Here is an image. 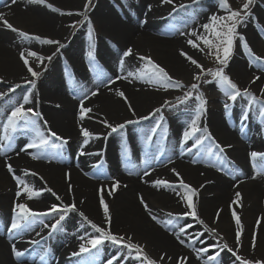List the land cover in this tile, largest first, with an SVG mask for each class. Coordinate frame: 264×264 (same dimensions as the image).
<instances>
[{
    "label": "bare ground",
    "instance_id": "bare-ground-1",
    "mask_svg": "<svg viewBox=\"0 0 264 264\" xmlns=\"http://www.w3.org/2000/svg\"><path fill=\"white\" fill-rule=\"evenodd\" d=\"M7 1L0 0V13H4L14 27L33 36L58 40L63 45L68 38L67 27L85 19L84 15L61 14L83 13L85 0H46L44 5L30 3L29 0H16L15 4L11 0L10 4ZM183 1L192 4V8L170 25L167 22L180 10L178 7ZM48 4L60 11H53ZM96 5L93 12H87L91 24H95L93 35L96 38L91 40L93 43L89 42L85 25L79 39L75 38L67 49L59 48V45L43 44L35 39H25L0 24V82L18 85L30 79L31 74L20 59L21 51H36L43 57L52 58L58 53L54 61L45 59L42 64L36 58L29 57L30 65L36 71L44 68L48 62L45 78L49 77L45 81L40 80L26 94L32 101L26 107H35L42 113L43 120L35 119L44 134L51 137L48 133L50 128L68 141L57 152L44 154L34 160L29 153L37 154L40 151L34 148L17 149L26 135L19 133L14 135L5 154L0 155V264H19L11 252L13 243L24 252L26 264H78L84 258L91 259L88 260L90 264H107L112 259L108 255L109 250L102 251L95 256L97 258L83 253L72 255L79 252L75 241L79 228L98 234L83 219L81 212L97 225L109 227L100 205L101 195L109 205L112 218L110 229L114 234L131 235L135 241L146 245L159 256L167 253L172 260H165L171 263L176 264L178 257H188L187 264H202V260L210 254L204 253L197 259L195 250L200 249L201 243L212 236H220L229 243L235 241L233 211L243 224L241 244L247 245L244 251L264 256V172L258 168L254 170L249 158L251 151L264 152L263 116L258 117L259 113L253 110L243 111L235 106L223 109L212 103L201 115L198 125L201 129L206 127L215 141L225 147L223 153H219L209 139H205L201 146H194L196 137L184 141L183 133L189 129L196 116L194 107L183 114H171L165 120L163 118V121L160 119L157 124L159 126H153L156 128L155 133L148 126L141 127L137 133H131L129 128L132 123H126L130 120L140 121L146 115L156 118L159 113L153 115L155 109L161 108L162 111L167 100L174 96L173 92H168L169 88L148 84L137 78L147 65H140V57L150 56L175 80L188 82L196 67L181 56L180 51L198 60L195 48L187 43L188 39L197 38L181 33L195 30L204 34L201 25L210 23L209 17L212 15H220L217 13L219 8L210 7L211 10L206 11V6L193 3V0H174V5L162 4L161 0H116L115 4L110 0H97ZM252 21H264L263 13L255 10ZM255 32L252 22L241 28V35L249 45L258 40ZM236 46L238 59L231 66L230 72L235 79L247 82L256 93L264 96L261 93V89H264V73L253 70V64L241 57L243 46L240 40ZM128 48L133 50L132 55L124 57L123 53ZM259 48L264 54V45L261 44ZM89 51L93 53L91 59ZM118 54H121L120 59L116 57ZM121 60L124 61L123 65L120 64ZM257 76L260 78L253 83ZM69 88L73 89L75 97L70 95ZM97 88L98 94L92 96L90 93ZM9 90L0 91L5 94L0 97V125L11 111L6 113L5 109L8 106L5 100L10 96L7 95ZM118 91L124 92L127 101L117 95ZM76 96L80 99L77 100ZM80 100H84L85 107L92 109L82 121L79 120ZM245 113L247 119H243ZM104 120L113 126L125 124L127 131L122 132L118 128L114 133L102 123ZM81 127L94 134L88 138L87 145L83 143L85 138L81 134ZM249 129V137L246 136L244 141L240 134L244 135ZM116 133L120 134L121 139L110 143V136ZM203 135L202 132L197 133V136ZM149 136L151 139H148ZM57 143L62 144V141L57 140ZM210 146L214 155L207 156L206 149ZM8 164H11L14 173L8 171ZM173 169L180 173V177L175 175ZM92 173L98 174L100 179H94ZM13 175L41 193L39 197L24 203L34 211L46 212L53 204L63 206L75 202L76 210L68 213L64 220L71 227L62 222V226L69 230L60 232L58 237L55 234L49 236L43 225L39 232L33 230L23 237L15 232L10 233L8 229L14 215L13 207L16 203H23L20 201L21 196L16 195L22 191V186L17 185ZM253 175L255 179L251 178ZM180 178L198 190L193 202L199 220L204 222L201 224L198 219L187 216L192 220L193 229L184 233L175 227L167 230L161 216L162 213L182 214L189 211L182 199L186 193L179 187ZM158 179L170 182L172 187H154ZM115 181H119V185L112 195H108ZM49 188L52 192L47 190ZM237 191L242 197L239 200L235 196ZM140 197H143L157 220L151 218L149 211L141 204ZM48 217L51 219L47 224L51 225L58 214L53 213ZM37 224L35 221L34 227ZM213 228L216 229L215 233L209 231ZM194 229L200 231V234L191 235ZM254 233L256 246L253 249L251 241ZM176 235H180L189 246L181 245ZM33 240L39 243H30L31 247L24 251L27 242ZM39 252L40 255H46L43 261H40ZM128 262V259H120L114 261V264Z\"/></svg>",
    "mask_w": 264,
    "mask_h": 264
},
{
    "label": "snow or ice",
    "instance_id": "snow-or-ice-1",
    "mask_svg": "<svg viewBox=\"0 0 264 264\" xmlns=\"http://www.w3.org/2000/svg\"><path fill=\"white\" fill-rule=\"evenodd\" d=\"M12 4L16 3V0H11ZM30 3H39L41 5H44L46 3V0H29ZM197 0H193V3H196ZM162 4H172L174 5V0H161ZM255 3V0H244L242 6L240 9H233L231 7V4L229 0H218V6L220 9L224 10L227 14L224 16L220 15H212L209 17L210 23H205L201 25V28L204 30V34L198 33L197 31L193 30L190 33H181L186 34L189 36L196 37L197 39H188L187 43L195 49H199L200 51H203V48H201V44L206 46L209 49V55H214L215 60L217 64L220 66L217 68L216 71H212L211 69L205 70L203 65H201L196 59H194L192 56H189L187 53H185L183 50L180 51V55L185 57L186 60H188L192 65H194L197 69H200V72L194 75V79L199 81L201 79V76L207 72L208 75H211L213 77V80L217 82V84L220 87V90L224 92V94L228 97L229 100L235 101L237 97L241 95V90L237 83H235L231 77L226 74L225 69L228 66L229 60L233 54L234 45L237 39H239L242 42L243 48L247 51V53L255 60L261 61L264 63V57L257 56L253 53V50L251 49L249 43L247 42L246 38L241 35L238 32V28L242 26L245 21L251 16V6H253ZM92 4V0H86L84 11L83 13H61L66 15H84L85 19L88 21L89 25V38L91 39L93 36V28L91 24V20L87 17V12L89 10L90 5ZM50 9L53 11H60V9H56L53 7V5L48 4L47 5ZM181 8L187 7V5H180ZM151 9V6H149V10ZM175 10V9H174ZM79 23V22H76ZM0 24L3 25V27L10 29L13 32H18L20 36L24 37L25 39H35L43 44L48 45H59V48H63L64 45L60 43L58 40L50 39V38H42L39 35H30L27 32H24L9 22L5 16L4 13H0ZM72 27H75V24L72 25ZM199 41V43L197 42ZM59 48L57 51H59ZM215 49V52L212 50ZM132 49L128 48L126 51H124L123 56L128 57L132 55ZM89 58H93L92 51H89L88 53ZM29 57H34L36 60L40 61L42 64L45 59L51 60L52 57H43L36 51H21L20 52V59L23 61L24 65L27 68V71L31 74L32 77L38 78L41 75L40 71H36L33 69V67L30 65ZM141 60H145L147 62L146 68L142 70L140 74L137 75L138 79L143 80L145 83L148 84H160L165 89L167 88H184L185 85L183 82L179 80H175L168 71L162 67L160 64L156 63L150 56H141ZM120 64L123 65L124 61L121 60ZM102 75V74H100ZM129 75H133V73H129ZM99 78V76H98ZM124 78V77H120ZM260 77H255L252 81L253 83L255 80H258ZM206 83H211L212 81H205ZM27 83L31 84L32 88L36 87V80H29ZM19 87V85H17ZM191 90L197 91L199 89V84L193 83L191 84ZM99 89L97 88L95 91H92L90 94L92 96H95L98 94ZM193 91L186 92L184 95V98L182 102L190 99L193 97ZM261 93L264 94V89H261ZM243 94L251 97L253 100L256 99L255 94L252 93L249 89H244ZM3 93H0V97H2ZM117 95L120 97H123L127 101V97L125 96L123 91H118ZM85 99H87V95H85ZM178 100H181L180 97H177ZM195 100L199 101L195 111L196 116L195 119L191 121V125L188 130H186L183 133V139L185 142H187L189 139L196 137L195 139V145L194 146H201L204 144L205 139L212 140V143L214 144L215 148L219 150V153H223L225 151V147L221 146L218 142L215 141L214 137H212L211 132L205 127L201 129L198 125V121L201 118V115L204 114L206 111V105L207 100L205 99L204 93L199 92L195 97ZM32 101L30 100L28 95L23 96L22 102L17 104L16 106L12 107L10 114L6 116V121L0 125V128H2V134H0V155L5 154L6 147H10L11 142L14 138V134L17 133V131L20 130H28L34 133V136L30 143L26 145V149H39L41 150L37 154L29 153L32 156V159H40L44 150L47 148H60L63 146V144H67L68 141L64 139L63 137L59 136L56 132L52 131L50 128L48 129V133L51 137H54L58 141H62V144H55L50 143L49 139L45 136L44 132L41 131L40 126L37 124V121L35 118H39L43 120V115L39 111L35 109V107H26V105L31 104ZM167 103V102H166ZM59 107V105H57ZM129 109L131 110V104H128ZM92 111L91 108H87L84 106V100H80L79 104V120H84L88 113ZM161 108H156L153 115L155 113H160ZM133 114H135L133 112ZM261 115L264 116V111L261 112ZM161 120H163V116L160 117ZM142 119H148V117H143ZM243 119H247V114L245 113L243 116ZM45 124H47V121H44ZM107 127L111 128L113 132L117 131V129H123L125 127V124H120L117 126H113L107 122V120L102 121ZM126 123L131 124L134 123V121H127ZM158 127V126H157ZM82 136L84 139V145H87L88 138L92 137L94 134L90 132L88 129L81 127L80 129ZM152 133H155L156 128H153ZM204 133L203 136H197V133ZM148 139H151V136L148 137ZM7 142V144L5 143ZM227 147H231V145H228ZM206 155L212 156L214 155L212 147H208L206 149ZM217 157L219 159H223L222 157H219L218 154ZM250 161L252 162V167L254 170L257 168L260 169L261 172H264V152H258V151H251L249 153ZM8 171L10 173H14V169L12 168L11 164L7 165ZM177 177H180V173L177 172L175 169L172 170ZM148 173H145L147 175ZM32 175H36V173H32ZM13 178L16 180V183L18 186H22V191L17 192V197L21 196L22 194H26L28 199L37 198L41 195V193L37 190H34L32 187H29L25 181L20 179L19 177L13 175ZM235 178V177H233ZM252 179H255L256 176L253 175L251 177ZM179 187L185 190L186 195L182 197V199L185 200L186 206L189 209V211L182 213V214H173L168 213L169 216H176V215H182V216H192L195 219L199 220V217L197 215L196 210V204L193 202V197L197 196L198 190L194 187H191L185 181L183 178H180L179 181ZM119 185V181H115L112 190L108 192V195H112L113 191H115L116 187ZM154 187H163L168 188L172 187L171 183L165 180H156L154 182ZM49 192H52V189H47ZM69 191H71V185H69ZM103 191V189H101ZM53 195H56L53 193ZM235 196L237 200L241 199V193L237 191L235 193ZM56 198L59 200L60 197L56 196ZM83 202V201H82ZM140 202L144 206L146 210L149 211V215L153 220H157V217L152 215L150 210L148 209V205L145 203L143 197H140ZM235 203V201H233ZM100 205L103 210V214L105 217V223L109 225V227H101L94 223L93 221L89 220L84 213H80V215L83 217L85 221L95 230L98 235L92 236L88 238L84 243H81L79 246V252L73 253V256H78L81 253H88L92 249H98L100 245H102L105 241H111L113 244L121 245L123 248L128 250L129 256L137 261L140 262V264H163L165 259L172 260V257L167 256V253H163L159 259L152 258L147 250L146 245H143L137 241L134 240V238L131 235H117L114 234L110 229L111 224V213L109 209V205L105 202L103 195L100 196ZM76 205L75 202H73L70 205H63L58 206L56 204L51 205L48 211L46 212H37L32 210L28 207V205L24 203H16L13 207V218L11 221L10 228L8 231L19 233L23 235L26 232H29L33 230L36 218L38 217H44L51 215L53 213L58 214V218L55 220L54 223L51 225L44 224L43 226L45 228H50L51 231L49 232V236H51L53 233L60 231L62 227V222L65 220L68 213L75 211ZM219 217V212L217 213V218ZM232 217L235 221L236 225V234H235V242L239 246L241 245V236L244 231L243 224L241 222L240 217L237 215L235 211L232 212ZM159 222V221H157ZM172 221H169L171 223ZM201 224L204 222L202 220H199ZM259 224V221H257ZM187 227H190L187 226ZM205 228H207V225H205ZM209 231L215 233L216 229H209ZM180 232L184 233L186 232V227H181ZM39 235V233H37ZM83 239V237L81 238ZM177 241L184 245L185 247H188L189 244L185 242L184 239H181L180 235H176ZM32 244H38L39 242L36 240L31 241ZM252 247L253 249L256 246V236L255 233L252 236ZM90 246V247H89ZM225 248H227V245H224ZM196 256L197 259L201 258V255L204 253H207L209 251L208 248H200L196 249ZM228 251L232 252V249H228ZM11 252L14 257H16L18 260L24 255V252L17 249L16 245L13 243L11 246ZM236 256L237 261H241V257L239 255H236V253H233ZM220 255L219 252L215 253V255H209L206 259L202 260V264H213L214 261H216L217 257ZM41 261L44 260V256H41ZM120 257H113L110 259L107 264H114V261L120 260ZM188 257H178L176 260V264H187ZM241 264H253L252 261L244 260L241 261ZM255 264H264V261H255Z\"/></svg>",
    "mask_w": 264,
    "mask_h": 264
},
{
    "label": "rangeland",
    "instance_id": "rangeland-1",
    "mask_svg": "<svg viewBox=\"0 0 264 264\" xmlns=\"http://www.w3.org/2000/svg\"><path fill=\"white\" fill-rule=\"evenodd\" d=\"M111 2L114 1V4L116 3V0H110ZM96 2L97 0H92V4L89 7V11L91 10L93 12V10L96 8ZM231 7L233 9H240L244 0H229ZM6 3L10 4V0L7 1ZM86 3V0H85ZM197 3H200L204 6H206V11H209L211 9H209L210 7H218V0H197ZM180 5H187V7H183L181 8ZM179 5V11H177L173 16L171 20H169L167 23L173 24L175 23L176 19H178L181 15H184L185 13H187L192 7L190 4L187 3V1H183L181 4ZM208 8V9H207ZM213 9V8H212ZM255 10H260L261 13H263L264 15V0H255V3L253 6H251V16L245 21V23L240 26L238 28V32L241 34V28H243V26L248 23V22H252V24L255 26V34L257 35V41L253 42L252 44H250L251 49L253 50V53L257 56L260 57H264V54L261 52L260 50V46L261 44L264 45V21H252V17L254 15ZM174 11V10H173ZM217 13H220V16H224L227 13L220 9L218 10ZM144 17V16H141ZM145 18V17H144ZM79 22V23H76ZM75 23V27H72L73 24H70L67 28H68V38L67 40L64 42V49L69 48L73 43V40L75 38L79 39L81 30L83 29V27L85 25H87L86 27V31H87V35H89V25L88 23L85 24L87 21H85V19H80L78 21H76ZM92 28H93V32H95V24H92ZM16 34L18 32H15ZM95 35L92 36V38L90 39V43H93L91 40ZM195 40V39H194ZM197 42L199 43V41L197 40ZM239 43V39L236 40L235 45H234V50H233V54L229 60L228 66L225 69L226 74H228L231 79L238 84L240 90H241V95L239 97H237V99L235 101L229 100L228 97L224 94V92H222L220 90L219 85L217 84V82L215 80H213V77L211 75H208L207 72H205L202 76L201 79L199 81L194 79V75H196L197 73L200 72V69L195 70V73L193 75V77L188 80V82L183 83L185 85L184 88H169L168 92H173L174 96L171 97L170 99L167 100V103H165L162 111L157 115L156 118H153L152 115H146L144 117H148V119H141L140 121H136L134 123L131 124V128L130 132L131 133H137V131L140 130L141 127L144 126H148V128H153V126H159L157 124H159L158 122L160 121V117L163 116L164 120L167 116H171V114H180V113H184L186 111H189L191 109H196L199 101L195 100L194 97L199 93V92H203L205 99L207 100V105H206V109L212 105V103L214 105H217L220 108H231L232 106L238 107L240 108V110L243 111H256L257 113H259V116L261 115V112L264 111V96L259 95L258 93H256L253 88H251L250 86H248V83H244L243 81H239L237 79L234 78L233 74L230 72L231 71V66L237 61V46L236 44ZM201 48H203V51H200L199 49H195L197 52V58H198V62L203 65L204 69H211L212 71H216L218 67H220L216 60L214 55H209V49L204 46L203 44H201ZM65 51V50H64ZM213 52H215V49L212 50ZM61 54H59L60 56ZM58 53H55V56H53L52 61H54L55 58H57ZM62 57V56H61ZM117 58L120 59L121 54H118L116 56ZM241 57H243V59L246 62H249L251 64H253V70L255 71H259L261 73H264V63H262L261 61L255 60L253 58V56L249 55L247 53V51L243 48L242 49V54ZM66 59V58H65ZM45 61V60H44ZM73 61L70 60V63H72ZM73 64V63H72ZM147 64V62L145 60L141 61V66ZM48 66V62H46L44 64V68L38 70L41 72V75L38 78H34L30 75V79L29 80H36V84L40 81V80H44L47 79L48 77L45 78V70L47 69ZM24 83H20L18 84L19 87H17V85L15 84H9V83H5V82H0V91H7L11 88V91L9 90V92L7 93V95L9 94L10 96H8L5 100L6 104L8 105L5 109H6V113L8 110H11L12 107L16 106L17 104L21 103V99L23 98L22 96H25L26 94L29 93V91L31 90L32 86L31 84L27 83V81ZM205 81H212L211 83H206ZM193 83H197L199 84V89L197 91H193L191 90V84ZM249 89L252 93L255 94L256 99L253 100L251 97L243 94V90L244 89ZM20 90V93H19ZM69 93L70 95H72V97H75L73 94V89L69 88ZM189 91H193V97L182 102L184 95L186 92ZM18 92V93H15ZM24 94V95H23ZM77 97V96H76ZM177 97H180L181 100H178ZM80 98L77 97V100H79ZM196 112V111H195ZM264 117V116H263ZM143 118V117H142ZM163 121V120H162ZM249 122V121H248ZM164 125V124H163ZM163 127H166V125H164ZM251 129V128H250ZM250 129L245 133V130H243L242 132H244L245 134L242 135L240 134V132H237V134H240V137L245 141L247 139L246 136L249 137V131ZM256 129L252 130L251 132L253 133V131L255 132ZM127 131V127L122 129V132H126ZM23 134L26 133V135H24L23 139L21 140L20 144L18 145L19 147L17 149H25L26 145L28 143L31 142L34 133L28 130H20L17 131V133H15L14 135L17 134ZM115 133V132H114ZM112 134V133H111ZM45 136L49 139L50 143H57V140H55V138L53 137H48L46 134ZM110 143H112L113 141L117 142L119 139H121V136L119 133H116L112 136H110ZM123 139V138H122ZM7 144V142H5ZM35 149V148H34ZM60 148H47L46 150H44L43 154H47V153H53V152H57V150H59ZM35 150H39V149H35ZM41 151V150H39ZM87 152H90L87 149ZM48 160H50L49 158H47ZM52 159H56V158H52ZM67 165H69L68 163H66ZM97 165V163H96ZM111 166V165H110ZM105 169V167H104ZM106 170L108 171V168H106ZM93 174V178L94 179H100L99 175L96 173H92ZM21 202L25 203L28 202V198L26 194H22L21 198H20ZM162 218L163 221L165 222L164 226L167 228V230H171V229H177L180 230L181 227H186V231H190L193 229V225H192V220L191 218L187 217V216H169L168 213L163 215L162 213ZM187 217V218H185ZM51 218H49L48 216H44V217H38L36 218V221L38 222L37 226H35L33 228L34 231L39 232L40 231V227L44 224H47L49 222ZM169 221H172L171 223H169ZM63 224H67L69 227H71V225H69L67 222L63 221ZM62 224V225H63ZM190 227H187L189 226ZM37 227V228H36ZM175 227V228H174ZM31 230V231H33ZM47 230V234H49V232L51 231V229L47 228L44 229ZM69 229L67 227L62 226L60 231H57L53 234H55L56 237H58L61 233L60 232H65L68 231ZM78 232L76 233V238L75 241L78 244V247L80 246L81 243H84L88 238L92 237V236H96L98 234L89 232L87 230H81V228H79L77 230ZM30 232V231H29ZM24 233L23 235L18 233L19 237H23L26 236L27 233ZM83 234H85V236H83ZM191 235H198L200 234V231L194 229L191 233ZM118 235H125V233L123 234H118ZM126 236V235H125ZM83 237V239H81ZM133 237V236H132ZM135 240V239H134ZM138 242V241H137ZM19 243V242H18ZM20 244L24 245L25 242H20ZM19 244V245H20ZM32 244V243H31ZM30 242H27V246L25 247L26 249L24 251H26L27 249H29V247H31ZM224 245H227L228 247L225 248ZM90 247V246H89ZM103 247H105L104 249H102ZM208 248L209 251L207 252L210 255H215V253L219 252L220 255L217 257L216 261L213 262V264H241V261L244 260H248V261H252L253 264H255V261H264V256H259V255H251L248 254L244 251V247L246 248L247 245H237L235 241L232 242H227L226 240H224V238L220 237V236H212L210 239L208 238V240H204L201 245L199 246V248ZM191 249V248H190ZM228 249H232L233 251L230 252L228 251ZM109 250V257H120L121 259H128L130 262H128L127 264H140L139 261L131 258L129 256L128 250L123 248L121 245H116L113 244L111 241H105L102 245H100L98 247V249H92L90 252L88 253H83V255L85 256H89L90 254L92 255V257L98 256L100 255V253L102 251H108ZM111 250V251H110ZM146 250L148 252V254L154 258V259H159V255L156 252H153L151 249L146 247ZM43 251V250H41ZM192 252V251H191ZM195 251H193L192 253H194ZM236 253V255H239L241 257V261H237L236 260V256L233 253ZM41 252H39V258H41V256H46L44 253L40 255ZM107 253V252H104ZM94 255V256H93ZM97 258V257H95ZM91 259L88 258H84L81 259V261H79L78 264H90L91 261H88ZM96 260V259H95ZM17 263L19 264H26L27 263V259L26 256L23 255L19 260L16 258L15 260ZM41 261V260H40ZM86 262V263H85ZM163 264H175V263H171L169 261H164Z\"/></svg>",
    "mask_w": 264,
    "mask_h": 264
}]
</instances>
